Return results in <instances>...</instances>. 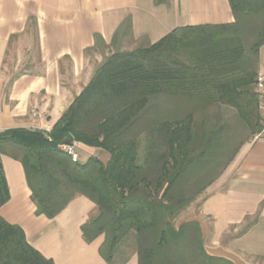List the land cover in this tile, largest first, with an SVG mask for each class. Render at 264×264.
Returning <instances> with one entry per match:
<instances>
[{
  "label": "trees",
  "instance_id": "16d2710c",
  "mask_svg": "<svg viewBox=\"0 0 264 264\" xmlns=\"http://www.w3.org/2000/svg\"><path fill=\"white\" fill-rule=\"evenodd\" d=\"M228 3L232 22L178 26L130 51L111 43L115 50L49 131L0 130V155L21 163L35 214L53 218L79 195L95 204L81 232L87 242L103 235L99 254L107 264L130 231L138 264H233L206 252L197 221L173 225L264 128L255 90L264 0ZM129 32L126 18L114 37ZM96 46L107 48L98 34L86 51ZM223 108L232 117L223 118ZM73 139L106 151L108 160L73 162L59 147ZM8 200L0 161V207ZM0 264L54 262L0 215Z\"/></svg>",
  "mask_w": 264,
  "mask_h": 264
},
{
  "label": "crops",
  "instance_id": "0c3cea01",
  "mask_svg": "<svg viewBox=\"0 0 264 264\" xmlns=\"http://www.w3.org/2000/svg\"><path fill=\"white\" fill-rule=\"evenodd\" d=\"M126 18L129 34L115 39ZM232 21L228 0H0V130L52 128L100 63L90 61L86 51L95 34L109 48L112 43L132 50L178 26ZM12 39L27 48L35 43L40 72L3 74ZM262 70L264 44L258 51V72ZM77 151L80 163L91 156L102 162L109 158L106 151L81 143ZM0 161L9 190L0 215L21 227L33 248L54 264H107L99 254L103 235L87 242L81 232V225L97 213L92 201L79 195L53 218L37 215L21 163L7 155H0ZM191 220L199 223L209 255L233 264H264V135L242 144L206 188ZM123 264H138L136 253Z\"/></svg>",
  "mask_w": 264,
  "mask_h": 264
},
{
  "label": "rangeland",
  "instance_id": "374dc122",
  "mask_svg": "<svg viewBox=\"0 0 264 264\" xmlns=\"http://www.w3.org/2000/svg\"><path fill=\"white\" fill-rule=\"evenodd\" d=\"M30 30H33L30 28ZM124 40V39H123ZM129 40H127L128 42ZM126 47L129 45H125ZM139 45H135L132 48H136ZM114 48H107L101 49L99 46L94 47L93 49L87 51V56L92 60L93 63H97L96 61L100 60V62L103 60L105 55H108L109 53L113 52ZM124 51H130L124 49ZM5 66L3 69V74L13 77L17 76L23 72L30 71L31 72H40V60L39 56L37 54V49L35 43H33L29 48L25 47L23 42H18L15 39L11 40V44L9 45L4 60H3ZM99 63H97L98 65ZM96 65V66H97ZM35 66V67H33ZM31 68V69H30ZM232 110L230 108H223L221 111V115L223 118H229L232 117ZM263 124V123H262ZM262 134L261 136H263ZM255 137H250L248 140H252ZM145 145H146V139L145 137L140 138L139 144H138V158L141 159V157L144 154L145 151ZM206 190V189H205ZM201 192L186 208H184L182 211L179 212V214L173 219V225L177 228L181 223L185 221H190L191 216H193L194 213H197V209L199 207V204L201 200L204 198V193ZM137 249V243H136V236L133 231H130L116 246V251L113 255V264H120L122 263L129 255L132 253H136Z\"/></svg>",
  "mask_w": 264,
  "mask_h": 264
},
{
  "label": "built area",
  "instance_id": "2783aa9c",
  "mask_svg": "<svg viewBox=\"0 0 264 264\" xmlns=\"http://www.w3.org/2000/svg\"><path fill=\"white\" fill-rule=\"evenodd\" d=\"M255 90L258 94L259 110L262 117V123L264 125V70L258 72L255 83ZM262 134H264V128L260 134L255 136V138L260 137ZM77 146L78 142L74 139L71 141V143H64L59 145L60 149H62L68 156H70L73 162L80 161V155L77 151Z\"/></svg>",
  "mask_w": 264,
  "mask_h": 264
}]
</instances>
